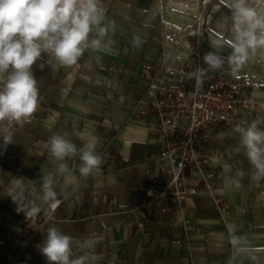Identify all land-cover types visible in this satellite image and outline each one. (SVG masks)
<instances>
[{
    "label": "crops",
    "instance_id": "0c3cea01",
    "mask_svg": "<svg viewBox=\"0 0 264 264\" xmlns=\"http://www.w3.org/2000/svg\"><path fill=\"white\" fill-rule=\"evenodd\" d=\"M201 1L103 0L107 18L116 25L115 32L106 38L107 47L86 51L70 67L51 68L46 64L40 70L38 64L43 60L37 61L33 71L40 87L38 108L29 123L14 127L12 144L4 147L0 139V243H7L5 223L17 224L12 209L18 205L6 188H15L20 193L22 205L36 206L42 196V174L54 171L46 148L53 133L66 134L78 147L86 140L83 133L91 131L105 140L112 133L108 148L119 159L130 162L161 150V140L153 131L121 126L125 110L106 99V91H113L117 84L107 77V72L109 69L138 71L136 59L165 61L174 49L167 38L179 39L181 32L198 16ZM224 15L230 12L223 0H207L202 19L206 45L211 51L210 39H215L221 31L216 22ZM134 35L143 41L139 47L133 46ZM179 49H184V45ZM230 51L225 46L222 54L228 56ZM42 56L47 58L45 54ZM184 56V51L178 50L173 58ZM239 73L264 84V62L253 59ZM226 132L225 138L204 147L207 151L214 145L221 154L220 158L212 159L210 171L220 177L214 190L228 205L222 215L208 196L191 197L180 208L162 200L153 221L144 226L143 232H138L132 194L107 162L110 155L105 149L104 162L95 176L82 179L75 188L64 179L58 181V197H64L68 217L44 222L12 264H47L39 245L49 227L78 240L94 237L97 240L91 253L94 264H264V180L250 179V165L239 148L238 135L234 129ZM68 163L78 176V157ZM19 165L27 170L15 172ZM237 170L244 172L239 188L227 183ZM102 195L113 198L116 207L97 206L92 208L90 216L83 214L84 207L91 206V198ZM22 218L31 220L33 216L23 212ZM233 223L237 225L234 238L241 241L239 250L228 233V225Z\"/></svg>",
    "mask_w": 264,
    "mask_h": 264
},
{
    "label": "clouds",
    "instance_id": "9594fccd",
    "mask_svg": "<svg viewBox=\"0 0 264 264\" xmlns=\"http://www.w3.org/2000/svg\"><path fill=\"white\" fill-rule=\"evenodd\" d=\"M230 15H224L216 23L221 30L210 39L212 51L203 56L207 68H196L187 73L188 80H195L197 90L202 88L209 72L227 71L235 76L253 59L264 62V6H253L250 0H223ZM115 21L107 18L103 0H0V139L3 146L12 144L13 129L29 123L40 101L39 81L33 66L38 60L40 70L70 67L78 63L88 50H102L110 32H115ZM134 47L143 41L132 38ZM225 46L231 49L228 56L222 53ZM42 54L46 55V59ZM227 65V68L225 67ZM264 113L250 122L236 125L239 148L250 165V179L264 180ZM86 140L77 146L66 135L53 133L46 148L54 165V171L42 174L40 199L43 202L57 200L58 181L64 179L74 188L82 179L95 176L103 164V156L97 151L99 138L91 131L83 133ZM78 157L77 176L68 161ZM244 177L237 170L227 181L239 188ZM17 211L26 214L36 211L20 203V193L6 188ZM236 224L228 225L229 237L239 250L241 241L234 238ZM97 244L94 237L78 240L56 227L47 229L46 238L39 245L47 264H94L91 255ZM256 257H252L256 261Z\"/></svg>",
    "mask_w": 264,
    "mask_h": 264
},
{
    "label": "built area",
    "instance_id": "2783aa9c",
    "mask_svg": "<svg viewBox=\"0 0 264 264\" xmlns=\"http://www.w3.org/2000/svg\"><path fill=\"white\" fill-rule=\"evenodd\" d=\"M206 3L207 0L201 1L198 16L181 32L179 39L167 38L174 49L165 61L136 59L138 71L109 69L107 72V77L117 84L113 91H106V99L125 110L121 126L153 131L162 144L157 154L138 161L106 157L114 173L128 185L134 200L132 211L138 216L134 225L140 233L153 221L162 200L180 208L189 198L204 195L212 199L219 215L227 211V203L214 190L220 177L210 171V163L213 158L221 157L220 151L216 148L206 151L204 147L225 138L227 129L233 130L236 125L264 113V84L251 76L209 72L210 78L204 80L199 90L194 88L195 80H188V72L207 68L203 56L211 51L206 45L202 19ZM182 45L184 49H179ZM178 50L184 51V58H173ZM113 136L111 133L110 139ZM109 140L99 138L97 151L102 155L111 143ZM26 170L27 167L19 165L15 172ZM90 202L91 206L84 207L86 216L97 206L116 207L115 200L104 195L92 197ZM31 208L36 209L31 212V220L23 219V212L14 207L12 215L17 218V224L5 223L6 240L16 253L24 249L44 222L68 217L64 197L50 202L40 200ZM14 258L6 256L8 261Z\"/></svg>",
    "mask_w": 264,
    "mask_h": 264
},
{
    "label": "rangeland",
    "instance_id": "374dc122",
    "mask_svg": "<svg viewBox=\"0 0 264 264\" xmlns=\"http://www.w3.org/2000/svg\"><path fill=\"white\" fill-rule=\"evenodd\" d=\"M250 2L253 4V6H257V7L264 6V0H250ZM217 146L223 147V145L221 144H218ZM209 148H215V146L211 145ZM18 254L19 253H16L14 250H12L9 242H7L6 244L0 243V264H12L14 260L8 261L6 260V256L12 255V256H15L16 258Z\"/></svg>",
    "mask_w": 264,
    "mask_h": 264
},
{
    "label": "trees",
    "instance_id": "16d2710c",
    "mask_svg": "<svg viewBox=\"0 0 264 264\" xmlns=\"http://www.w3.org/2000/svg\"><path fill=\"white\" fill-rule=\"evenodd\" d=\"M106 151L109 153L110 156L119 158L118 154L115 151H113L112 149L107 148Z\"/></svg>",
    "mask_w": 264,
    "mask_h": 264
}]
</instances>
